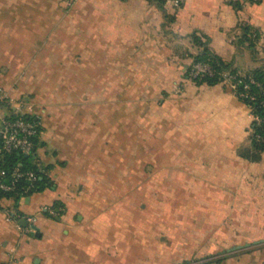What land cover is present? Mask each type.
<instances>
[{
  "label": "crops",
  "instance_id": "obj_1",
  "mask_svg": "<svg viewBox=\"0 0 264 264\" xmlns=\"http://www.w3.org/2000/svg\"><path fill=\"white\" fill-rule=\"evenodd\" d=\"M194 34L253 70L264 0H0V91L34 106L47 179L0 198V264H264V150L247 104L189 79Z\"/></svg>",
  "mask_w": 264,
  "mask_h": 264
},
{
  "label": "trees",
  "instance_id": "obj_2",
  "mask_svg": "<svg viewBox=\"0 0 264 264\" xmlns=\"http://www.w3.org/2000/svg\"><path fill=\"white\" fill-rule=\"evenodd\" d=\"M241 8V7H240ZM242 32L241 36L238 38L236 45L239 48H246L249 51L255 53L257 51V46L260 38V33L248 26L242 24L240 26ZM193 44L200 49V51L192 57V64L188 69V75L191 71L192 66L195 63L207 64L212 69V75L206 74L203 78H197L193 81L197 84H217L223 83L224 78L223 74L228 73L231 75H237L236 81L239 82L237 87L236 95L243 101L251 110V113L254 116H258L261 121H253L250 128V139L252 144V149L255 155L260 154L264 150V91H260L257 87V84L260 83L264 85V59L261 61V65L253 70L248 72H241L234 62H225L221 57L214 54L208 47V39L204 36L194 34L191 36ZM249 78H252L255 83H250ZM245 84H248L249 87L245 88ZM249 94L254 96V100L245 98L243 95ZM37 115V114H35ZM35 115H26L34 120ZM37 122H39L37 120ZM41 132V127L39 124V135ZM259 136V137H258ZM35 145L37 147L39 136L35 138ZM36 147L34 151L29 155H21L19 153H5L0 152V171L3 170L6 174H10L14 169L20 168L21 171H34L37 174V182L35 187L30 190L26 195L31 194L36 191H40L46 186V177L44 174L45 168H42L40 165V160L36 154ZM38 160V162L35 161ZM6 180V179H5ZM28 186L26 180H20L17 183V189L12 192H3L0 190V198L2 196L14 197L16 200H19L20 197L24 195L23 191ZM60 207V204H55L52 209L57 211ZM211 262H202L199 264H211Z\"/></svg>",
  "mask_w": 264,
  "mask_h": 264
},
{
  "label": "built area",
  "instance_id": "obj_3",
  "mask_svg": "<svg viewBox=\"0 0 264 264\" xmlns=\"http://www.w3.org/2000/svg\"><path fill=\"white\" fill-rule=\"evenodd\" d=\"M226 4L240 8L243 4L247 3H259L262 0H223ZM175 7H181L183 0H172ZM212 69L207 64L195 63L189 73V79L194 80L197 78H203L206 74L212 75ZM237 75H231L228 73L223 74V83L232 90L235 94L239 82L236 81ZM250 83H255L252 78H249ZM249 85L245 84V88ZM257 87L260 91H264V85L258 83ZM245 98L254 100L255 97L249 94L243 95ZM0 102L5 110L0 108V152L5 153H19L21 155L29 156L35 149V138L39 136V122L37 119H30L25 117L34 113V106L25 100L14 101L7 95H3L0 91ZM14 107V108H13ZM253 116V121L260 122L261 119L258 116ZM259 137V136H258ZM38 162L37 159H35ZM6 179V180H5ZM37 174L34 171H21L20 168L14 169L10 174H6L5 171H0V190L3 192H12L17 189V183L20 180H26L28 186L24 189L23 193L26 195L30 190L35 187L37 182ZM49 214L56 216L57 211L50 209ZM23 219L26 222H33L34 218L30 216H22L15 210L7 212L8 221H16ZM202 262H196L199 264Z\"/></svg>",
  "mask_w": 264,
  "mask_h": 264
},
{
  "label": "water",
  "instance_id": "obj_4",
  "mask_svg": "<svg viewBox=\"0 0 264 264\" xmlns=\"http://www.w3.org/2000/svg\"><path fill=\"white\" fill-rule=\"evenodd\" d=\"M25 156H27V155H25ZM21 225L22 226H26L27 225V222L25 220H22L21 221ZM34 229L37 230V228L35 226H34Z\"/></svg>",
  "mask_w": 264,
  "mask_h": 264
},
{
  "label": "rangeland",
  "instance_id": "obj_5",
  "mask_svg": "<svg viewBox=\"0 0 264 264\" xmlns=\"http://www.w3.org/2000/svg\"><path fill=\"white\" fill-rule=\"evenodd\" d=\"M226 85V84H225Z\"/></svg>",
  "mask_w": 264,
  "mask_h": 264
}]
</instances>
